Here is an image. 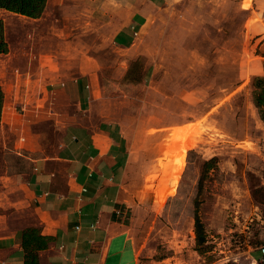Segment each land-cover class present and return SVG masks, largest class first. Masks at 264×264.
<instances>
[{"label":"rangeland","instance_id":"rangeland-1","mask_svg":"<svg viewBox=\"0 0 264 264\" xmlns=\"http://www.w3.org/2000/svg\"><path fill=\"white\" fill-rule=\"evenodd\" d=\"M105 49L94 111L128 140L134 264H264V122L252 100L253 77L264 75V0H168L131 50ZM36 127L48 149L58 145L48 120Z\"/></svg>","mask_w":264,"mask_h":264},{"label":"crops","instance_id":"crops-1","mask_svg":"<svg viewBox=\"0 0 264 264\" xmlns=\"http://www.w3.org/2000/svg\"><path fill=\"white\" fill-rule=\"evenodd\" d=\"M166 3L48 0L38 18L0 7L9 46L0 53V264H25L29 228L48 238L38 264L136 261L122 198L128 140L120 122L97 115L94 103L106 45L131 50ZM47 120L59 136L51 150L36 127ZM9 156L25 165L10 166Z\"/></svg>","mask_w":264,"mask_h":264},{"label":"trees","instance_id":"trees-1","mask_svg":"<svg viewBox=\"0 0 264 264\" xmlns=\"http://www.w3.org/2000/svg\"><path fill=\"white\" fill-rule=\"evenodd\" d=\"M48 0H0V7L9 11L22 14L32 18L40 17L47 5ZM9 50L8 42L5 37V24L2 17H0V53H7ZM127 76V75H126ZM5 92L0 85V121L4 107ZM252 100L258 110V115L264 122V75H255L252 80ZM185 153L181 158H178V163L183 164ZM216 157L211 158L206 163V169H209ZM165 195V193L161 194ZM197 226V224H196ZM197 237L199 229H196ZM23 247L26 250L25 264H38L39 249L48 246V238L40 235L37 230L33 228L26 229L23 235ZM197 249L203 254L207 252L208 244L206 233L202 230L201 235L197 240Z\"/></svg>","mask_w":264,"mask_h":264},{"label":"built area","instance_id":"built-area-1","mask_svg":"<svg viewBox=\"0 0 264 264\" xmlns=\"http://www.w3.org/2000/svg\"><path fill=\"white\" fill-rule=\"evenodd\" d=\"M117 212L120 213L119 210H118ZM259 250H260V253H261L262 261H264V244H262V245L259 247Z\"/></svg>","mask_w":264,"mask_h":264}]
</instances>
